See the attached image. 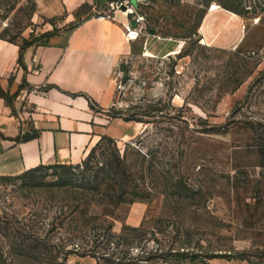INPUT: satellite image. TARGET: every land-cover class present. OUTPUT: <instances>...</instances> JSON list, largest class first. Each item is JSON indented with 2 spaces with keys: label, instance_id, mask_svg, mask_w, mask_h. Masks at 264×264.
<instances>
[{
  "label": "rangeland",
  "instance_id": "rangeland-1",
  "mask_svg": "<svg viewBox=\"0 0 264 264\" xmlns=\"http://www.w3.org/2000/svg\"><path fill=\"white\" fill-rule=\"evenodd\" d=\"M132 1L143 16L138 44L116 72L114 105L94 108L145 128L123 142L97 134L71 176L81 182L125 154L150 193L104 210L92 189L63 184L61 169L0 177V220L11 235L2 240L46 235L57 264H166L160 254L189 248L208 252L211 264H264V0ZM34 3L0 7L1 39L36 45L81 18L47 17ZM209 9L220 10L207 19L210 39L201 29ZM156 34L176 38V52L148 55ZM0 94L21 108L28 101L1 84ZM73 208L75 218L66 217Z\"/></svg>",
  "mask_w": 264,
  "mask_h": 264
},
{
  "label": "crops",
  "instance_id": "crops-1",
  "mask_svg": "<svg viewBox=\"0 0 264 264\" xmlns=\"http://www.w3.org/2000/svg\"><path fill=\"white\" fill-rule=\"evenodd\" d=\"M109 1L36 0L47 17L65 14L68 22L81 18L30 45L23 65L19 45L0 38V84L11 93L21 89L28 97L21 108L0 95V176L18 175L39 164L78 163L97 134L123 142L145 128L122 117L107 119L94 108L109 111L114 105L116 72L138 44V38L130 40L126 34L132 14L116 9L112 17L97 15ZM219 11L209 9L202 21V33L209 39L207 19ZM34 130L35 137L16 139Z\"/></svg>",
  "mask_w": 264,
  "mask_h": 264
},
{
  "label": "trees",
  "instance_id": "trees-1",
  "mask_svg": "<svg viewBox=\"0 0 264 264\" xmlns=\"http://www.w3.org/2000/svg\"><path fill=\"white\" fill-rule=\"evenodd\" d=\"M30 1V0H29ZM17 0H0V7L5 5V13H9L16 6ZM224 7L237 12L238 14H242L243 10L240 6L238 8L229 6L226 3H223ZM87 3L84 4V7H87ZM36 9V3L33 4V10ZM264 9V8H263ZM262 20V17H260ZM75 25V24H74ZM73 25V26H74ZM59 30H53L48 32V35L51 33L57 32ZM3 38L8 39L12 42H16V35L3 36ZM32 44V42L25 41L23 44L19 46V63L23 65V53L24 51ZM23 84V83H22ZM1 95V94H0ZM38 134L36 130L32 133H27L23 136H18L16 139H30L35 137ZM106 138L113 140L116 142V139L113 136L106 135ZM262 146V150L264 149V145ZM118 150V149H117ZM138 153L144 157L141 151ZM125 154L123 156L120 153H114L110 160H107L102 166L98 167L96 173L93 174V177L87 178L81 182H76L72 178V169L79 166L78 163H52V164H39L35 167H32L21 174H33L42 171L43 169L56 168L61 169L60 174L63 184L70 183H79L75 184L79 188L84 189H92V195L95 193L98 194L101 200H105L107 203V207H103L104 210H108L110 206L117 207L120 203L124 201H134L136 199H145L147 197L146 188H142L139 177H142L140 171H137V168L134 166H129L126 162ZM264 164V163H263ZM140 170V169H139ZM5 176H14V175H2L0 177ZM78 179V178H77ZM87 179V180H86ZM73 181V182H72ZM137 197V198H136ZM101 200L99 203H101ZM75 211H78V208H73L69 213L66 214V217L75 218ZM83 222L88 223L92 218V215H88V211H81ZM5 221L0 220V264H57L56 255H52V245L48 243V239L46 235H41L37 233H24L21 231H17V234H13L12 239L16 238L15 242L13 241L10 244L5 245V242L2 240V237H10L6 231V226L3 227L2 223ZM177 252V253H174ZM160 254L166 264H172L169 260L170 255H179L180 257H173L172 261L174 264H185L182 263L184 258L188 262L187 264H211L209 258L211 257L208 252L205 254L203 252H199L196 249L189 248L188 251H174ZM157 255V254H154ZM174 255V256H175ZM55 256V257H54ZM49 259V260H48ZM65 264H68L65 261Z\"/></svg>",
  "mask_w": 264,
  "mask_h": 264
},
{
  "label": "built area",
  "instance_id": "built-area-1",
  "mask_svg": "<svg viewBox=\"0 0 264 264\" xmlns=\"http://www.w3.org/2000/svg\"><path fill=\"white\" fill-rule=\"evenodd\" d=\"M126 6V8H123ZM131 8L132 12H128ZM116 9H123L127 13L133 14L132 19H135V23L126 24V34L128 39L134 40L140 35L143 24V16L136 11L135 3L132 0H110L105 8H98L96 13L99 17H112Z\"/></svg>",
  "mask_w": 264,
  "mask_h": 264
},
{
  "label": "bare ground",
  "instance_id": "bare-ground-1",
  "mask_svg": "<svg viewBox=\"0 0 264 264\" xmlns=\"http://www.w3.org/2000/svg\"><path fill=\"white\" fill-rule=\"evenodd\" d=\"M220 7L218 2H214L212 9ZM138 38V36H137ZM178 40L176 38L162 37L155 35V39L147 49L148 55H155L157 52H164L166 54H173L177 50ZM146 47V46H145Z\"/></svg>",
  "mask_w": 264,
  "mask_h": 264
},
{
  "label": "water",
  "instance_id": "water-1",
  "mask_svg": "<svg viewBox=\"0 0 264 264\" xmlns=\"http://www.w3.org/2000/svg\"><path fill=\"white\" fill-rule=\"evenodd\" d=\"M123 8H126V6H123ZM128 12H132V9L129 8V9H128ZM132 22L135 23V19H133ZM151 31H152V32H155V29H152Z\"/></svg>",
  "mask_w": 264,
  "mask_h": 264
}]
</instances>
